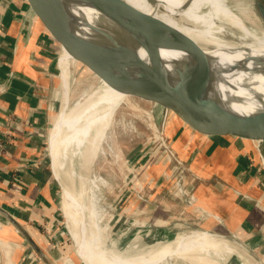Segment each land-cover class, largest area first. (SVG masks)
<instances>
[{
    "label": "crops",
    "instance_id": "0c3cea01",
    "mask_svg": "<svg viewBox=\"0 0 264 264\" xmlns=\"http://www.w3.org/2000/svg\"><path fill=\"white\" fill-rule=\"evenodd\" d=\"M24 11L25 0H0V207L27 231L40 254L0 219V264H68V253L57 245L58 191L45 147L58 81L56 45L39 21L29 27ZM166 136L191 167L202 211L194 215L196 226L220 236L264 234V171L252 143L206 135L174 115Z\"/></svg>",
    "mask_w": 264,
    "mask_h": 264
},
{
    "label": "bare ground",
    "instance_id": "6f19581e",
    "mask_svg": "<svg viewBox=\"0 0 264 264\" xmlns=\"http://www.w3.org/2000/svg\"><path fill=\"white\" fill-rule=\"evenodd\" d=\"M120 1L170 26L187 39L192 50L195 51L193 54L195 67H197L194 83L201 93H204L202 90H205L216 78L234 69L229 76L230 83L225 89L224 97L221 99L224 106L246 112V110L254 109L256 105L250 101V94H259L264 97V23L260 15H257L259 11L256 8L257 2L263 0ZM66 4L67 13L70 14L69 21L74 23L75 29L82 36L94 16L107 20L112 35L120 39V46L114 55L130 52L148 60L154 59L150 66L155 75H160L159 63L165 64L166 67H174L175 54L161 41L128 31L105 14L82 2L68 0ZM76 15L80 16L86 25L76 21ZM223 34L228 37L229 44L220 41L221 37H215L223 36ZM85 41L87 42L86 39ZM74 62L71 55L65 59L54 91L55 100L60 101H57V113L49 130L50 155L52 154L54 164L60 172L56 177L63 186L64 195L61 201L65 213L71 219L72 232L70 229L68 231L74 240V247L79 253L78 257L84 258L86 264H119L118 262L126 260L125 255L115 249L107 252L108 247L100 242V229L97 223L94 221V224L88 225L87 220H94L95 212L92 207L89 211L87 208L84 211L79 204L71 180L74 173L71 168L67 169L66 162L70 161L78 167L85 158L95 156L106 139L107 128L125 94L93 75L97 82L94 89L84 95V98L76 99L72 106L63 109L62 102L69 99L73 86L70 68L75 65ZM239 63L245 64L243 68H238ZM201 71L205 72L200 75ZM191 101L197 102L193 98ZM251 104L254 107L250 106ZM65 111H68L66 115ZM70 111L72 120L70 123H64ZM75 116L78 117L74 120ZM231 237L238 239L236 236ZM78 240L85 247L80 246ZM172 240L167 236L155 237L148 243L147 248L153 246V253H158L157 249H165L171 255L188 259L191 264H254L241 252L238 245H234V239L220 237L205 230H194ZM88 243L104 250V254L99 252L98 256L88 253L90 250L87 248ZM6 244L8 243L4 242V245ZM144 258L145 262L152 259ZM161 259L147 264H156ZM142 262L134 259L121 264Z\"/></svg>",
    "mask_w": 264,
    "mask_h": 264
},
{
    "label": "rangeland",
    "instance_id": "374dc122",
    "mask_svg": "<svg viewBox=\"0 0 264 264\" xmlns=\"http://www.w3.org/2000/svg\"><path fill=\"white\" fill-rule=\"evenodd\" d=\"M83 36L92 50L104 58L114 55L120 46V39L112 35L107 20L99 16L92 18ZM215 37H221L220 41L229 44L226 35ZM55 45L56 55L59 49L55 64L58 79L63 63L70 54L61 45L59 48L56 42ZM104 50H109L110 54ZM74 64L70 68L73 86L69 99L62 102L63 109L72 106L76 99L84 98V95L94 89L97 84L93 77L94 74L90 73L86 67L84 68L76 61ZM52 97L51 122L46 131L45 147L48 168L51 166L58 182L56 232L61 239L57 241L61 243L57 245L63 246L68 253V264H86L84 258L78 257L79 253L68 231L70 229L72 232V223L61 201L64 195L63 186L56 177L60 172L54 164L52 154L50 155L49 130L57 113V101H60L55 100L54 93ZM120 102L107 128L106 139L95 156L85 158L78 167L70 161L66 162L67 169L71 168L74 173L71 180L79 204L84 211L87 209L89 211L92 207L95 212L94 220L90 221L87 216L88 225L94 224V221L97 223L100 229V242L108 247L107 252L115 249L125 255L126 260L118 262L119 264L134 259L143 261L139 264H147L159 258L162 259L156 264H191L188 259L171 255L165 249H157L158 253H153V246L147 248L148 243L155 237L167 236L168 239L174 240L194 230H202L196 226L197 219L194 218L197 211L200 213L202 211L196 205L195 182L192 183L193 175L189 173L191 167L178 156L166 136L168 118L173 114L168 113L166 117H162L156 110V108L161 109L160 107L128 95H124ZM67 113L68 111L64 112L65 115ZM77 117L75 116L74 120ZM71 120L72 112L70 111L64 123H70ZM190 197H194L195 201L190 200ZM0 219L7 222L3 217ZM45 230L47 228H44V232ZM44 232L40 234L44 235ZM21 237L23 245L31 251L30 245L23 236ZM227 237L234 239V245H238L241 252L252 263L264 264V234L254 238L236 236L238 239H235L228 235ZM51 238L44 240L52 244L55 239L54 235ZM39 240V238L36 239L37 243ZM80 244L85 247L81 242ZM87 248L91 250L88 251L91 255L94 253L99 256V252L101 254L105 252L90 243L87 244ZM144 257L152 259L145 262Z\"/></svg>",
    "mask_w": 264,
    "mask_h": 264
},
{
    "label": "water",
    "instance_id": "95a60500",
    "mask_svg": "<svg viewBox=\"0 0 264 264\" xmlns=\"http://www.w3.org/2000/svg\"><path fill=\"white\" fill-rule=\"evenodd\" d=\"M67 1L25 0L24 14L29 27L34 20L39 21L58 46L61 45L79 65L86 67L90 73L102 79L110 87L120 89L129 97L138 98L168 111L198 132L249 141L257 155H264V97L250 94V101L256 105L254 109L246 112L237 111L221 103L225 89L230 83L229 76L234 69L216 78L205 90H202L204 93H201L194 83L196 67L192 47L176 30L120 0H74L105 14L128 31L161 41L175 54L172 68L158 62L160 75H155L150 69L154 59L148 60L130 52L101 57L75 29L74 23L69 21ZM256 8L259 11L257 15H260L264 23V0L257 2ZM75 19L86 25L80 16L76 15ZM58 51L59 49L54 56L55 64ZM104 52L110 54L109 50ZM244 65L239 63L238 68H243ZM203 72L205 71H201L200 75ZM192 98L197 102L191 101ZM49 168L52 178L58 184L50 166ZM0 216L23 236L36 253L40 254L27 231L2 207H0ZM220 237L230 239L227 236Z\"/></svg>",
    "mask_w": 264,
    "mask_h": 264
},
{
    "label": "built area",
    "instance_id": "2783aa9c",
    "mask_svg": "<svg viewBox=\"0 0 264 264\" xmlns=\"http://www.w3.org/2000/svg\"><path fill=\"white\" fill-rule=\"evenodd\" d=\"M8 75H10V77L12 76V73H9ZM156 110L158 111V113L162 116V117H166L167 114L169 113L168 111L164 110V109H159V108H156ZM258 158H259V163H260V166H261V169L262 171H264V155H261L259 154L258 155ZM180 191V190H179ZM236 197L238 200H243L244 199V196L238 192L235 193ZM190 200H194L195 201V198L193 197H190Z\"/></svg>",
    "mask_w": 264,
    "mask_h": 264
}]
</instances>
